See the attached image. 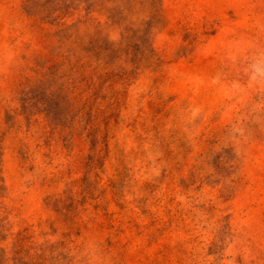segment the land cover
<instances>
[{
	"label": "rangeland",
	"instance_id": "rangeland-1",
	"mask_svg": "<svg viewBox=\"0 0 264 264\" xmlns=\"http://www.w3.org/2000/svg\"><path fill=\"white\" fill-rule=\"evenodd\" d=\"M0 264H264V0H0Z\"/></svg>",
	"mask_w": 264,
	"mask_h": 264
}]
</instances>
